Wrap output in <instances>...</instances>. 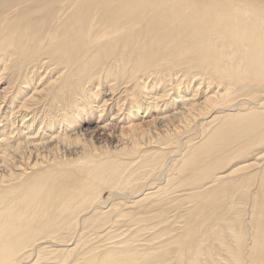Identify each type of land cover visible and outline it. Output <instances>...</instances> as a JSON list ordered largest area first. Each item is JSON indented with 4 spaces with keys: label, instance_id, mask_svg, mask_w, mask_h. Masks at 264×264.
Instances as JSON below:
<instances>
[{
    "label": "bare ground",
    "instance_id": "obj_1",
    "mask_svg": "<svg viewBox=\"0 0 264 264\" xmlns=\"http://www.w3.org/2000/svg\"><path fill=\"white\" fill-rule=\"evenodd\" d=\"M0 67V85L11 80L9 87L0 91L3 101L17 89L24 97L31 87L36 94L28 99H36L42 92H37L35 78L45 73L39 85L45 80L47 83L48 75L57 71L58 77L48 83L51 89L58 85L59 91L52 96L72 97L70 107L80 116L89 104L78 97L90 84L97 85L95 88L100 91L101 82L110 83V96H104L101 104L100 100L96 102L100 104V114L105 113L110 101L115 102L117 86L122 82L131 93L126 107H132L130 112L136 108L139 114V94L162 89V95L156 99L161 102L173 90L176 95L183 93L185 83L180 73L188 80H199L196 93L207 88L204 102L186 103L189 98L183 95V107L178 114L194 123L203 122L205 127L216 121L220 125L206 142L188 154L183 177L197 184L208 178L214 180L194 194L196 209L189 223L163 241V259L173 254L175 264H264V170L258 179L257 195L251 199L250 223L243 221L237 226L239 234L232 223L216 230L214 218L219 198L233 188V184L225 183L228 174H216L217 169L214 170L215 164L225 157L223 147L215 145L232 141V130L226 123L238 116L234 111L249 110L252 99L264 108V0H0ZM151 78L148 86L146 81ZM99 95L97 92L95 97L98 99ZM118 111L112 121L130 118V114L123 115L122 109ZM245 115L248 119L234 129L239 138L251 131L256 133V141L263 142L264 112L251 110ZM210 118L212 122L204 124ZM62 136V142L70 141ZM38 141H29L26 147H37ZM21 149L17 145L14 152ZM2 160L6 162L3 156ZM41 162L30 164V170ZM104 171L111 176L103 178ZM120 171L118 165L109 168V164L90 172L82 167H65L41 175L33 186L27 185L20 193L15 191L18 196L15 192L0 193V264H44L43 252L49 249L70 254L73 241L67 243L62 236L93 210L107 208L101 203V188L114 184ZM214 171L216 175L211 177ZM6 183L0 178V189ZM219 183L222 185L217 187ZM121 193H115L112 199ZM131 194L130 198L139 197ZM116 207L114 204L109 211ZM226 233L228 237H224ZM211 237H215L222 254L212 251L215 243ZM130 241L99 253L91 250L92 257L86 264H148V253L141 262L135 260Z\"/></svg>",
    "mask_w": 264,
    "mask_h": 264
},
{
    "label": "rangeland",
    "instance_id": "obj_2",
    "mask_svg": "<svg viewBox=\"0 0 264 264\" xmlns=\"http://www.w3.org/2000/svg\"><path fill=\"white\" fill-rule=\"evenodd\" d=\"M0 68L2 69V67ZM1 69L0 72H2ZM44 75L45 73L35 78V88H38L37 92L41 91L42 93L36 95L33 102L29 100L36 94L33 93L32 87L24 97L21 95L20 89L15 90L11 94L12 97L9 95V99L6 101L5 99L3 101L4 95L0 94V178L7 181L6 185L0 189V193L11 194L15 191L20 193L19 190L27 185L33 186L35 179L41 175L65 167L68 169L82 167L90 172L109 164V168L118 165L121 169L114 184L101 188V203L102 206L108 205L107 208L93 210L90 215L78 221L75 229L72 228L69 233L62 236L66 237L67 243L73 241L74 245L70 248L71 253L67 254L64 251L53 253L54 249L45 250L43 258L46 263L44 264H86L92 257L91 250L99 253L109 248L121 247L129 239L133 244L132 248L135 249L133 253L136 255L137 262H141V258L148 253L146 257L149 258L148 264H175L173 254L169 255L167 259H163L166 252L163 249V241L169 235L181 232L189 223L196 209L194 194L207 188L208 184L214 180V178H208L201 184L193 183L189 178L183 177L182 168L188 154L206 142L220 125V122L216 121L205 127L202 126L203 122L201 124L200 121L194 123L193 120L185 119L178 113L183 107V103L181 104L183 95L187 99L189 98L186 103L201 104L207 96V88L204 87L203 90L196 93L199 80L198 82L192 79L188 80L184 77V73H180L179 76L186 84L183 85V93L180 94L179 91L176 95L173 90L170 97L161 102L156 99L162 95V89L150 94H148L149 91L139 94L142 110L137 114V110H134L136 108L130 112L132 107L129 109L125 105L126 101V104L129 105L131 93L127 92L128 85L122 82L123 84L120 83L117 86L116 93L119 96L115 93V102L110 101L106 106L105 113L100 114L98 106L103 102V97L110 96L111 93L108 89L110 83L103 81L100 91L95 88L97 85L90 84L78 97L80 101L83 100L84 104H89L87 111L83 116H80L74 112L75 108L70 107L69 103L73 101L72 97H65L63 94L52 96L53 92L59 91L58 85L51 89L48 83L58 77L57 71L48 75L47 83L45 80L39 85ZM9 81L11 80L4 81V84L0 85V91L9 87ZM151 81L152 78L146 81L148 86L151 85ZM168 89L171 90V86ZM23 90L25 91V89ZM216 90L214 89V91ZM97 92L101 94L98 99L95 97ZM92 94H95L94 98ZM15 96H17L16 99H14ZM120 99L121 101L118 103ZM97 100H100V104H96ZM26 101V108L31 107L30 109L24 108ZM250 101L253 105L248 107L249 110L234 111L233 113L238 116L234 117V120L231 118L230 122L226 123L227 127H231L232 141L215 145L223 147L225 157L217 164L214 163L216 166L214 170L217 169L216 174H228L225 183L233 184V188L225 191L218 200L217 211L215 210L217 215L214 217L216 218V230L218 227L232 223L234 231L238 234L240 233L238 227L243 221L247 224L250 223L252 217L251 199L257 195L258 179L264 170V141H256L255 136L257 135L251 131L246 133L242 137L243 139H240L239 134L234 130L236 126H241L248 119L246 117L248 115H245L247 112L251 110L264 112V108L254 104V99ZM117 107L119 111L123 110V115L130 114V118L126 116L123 120L122 117H117L121 120L112 121L111 119L118 114ZM100 116L102 117L100 118ZM212 118L205 120L204 124L212 122ZM64 120H68L69 124L63 123ZM110 123L112 124L110 127L101 128ZM55 124L57 125L55 126ZM177 126L179 129H176ZM135 130L136 132H134ZM62 135L69 137L70 141L62 142L60 140ZM34 140L41 142H36L37 147L33 145L26 147L29 141ZM133 142L135 144L137 142L138 145ZM17 145H21L23 148L20 152H14V147ZM2 156L6 158V162H3ZM40 162L41 165L30 170L33 168L29 166L30 164L34 165ZM28 167L30 168L27 169ZM23 172L27 174H23ZM105 172L107 173V171ZM105 174L103 178L111 176L109 173L106 174L107 176ZM216 174L214 171L211 177ZM220 185L222 183L217 184V187ZM140 190L142 191L140 192ZM16 192L15 196H18ZM117 192H122L123 196L119 194L121 197H114V201L112 197L115 196V193L117 195ZM125 193L126 195H124ZM130 194L131 196L138 194L139 197L130 198ZM118 197L121 199L119 200ZM146 198L149 199L146 200ZM114 204L117 207L114 211L111 210L113 212H110L109 209ZM113 219H117V222ZM224 237H228V233ZM210 240L215 243L212 246V251L222 254L215 237H211ZM86 252L87 255H83Z\"/></svg>",
    "mask_w": 264,
    "mask_h": 264
}]
</instances>
